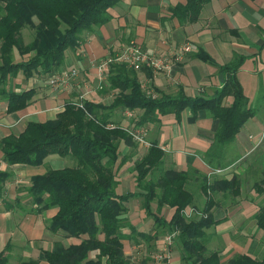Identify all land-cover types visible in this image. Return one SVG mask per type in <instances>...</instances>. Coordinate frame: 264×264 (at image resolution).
Listing matches in <instances>:
<instances>
[{
    "label": "crops",
    "instance_id": "obj_1",
    "mask_svg": "<svg viewBox=\"0 0 264 264\" xmlns=\"http://www.w3.org/2000/svg\"><path fill=\"white\" fill-rule=\"evenodd\" d=\"M186 3L187 0H121L110 10L109 23L84 33L81 47L66 52L65 65L60 71L78 72L69 90L53 92L48 87V77L39 75L30 80L22 73L11 78L9 90L35 89L36 95L26 109L16 113L7 112L6 100L0 102V142L10 135H19L31 122L55 119L68 102L86 100L111 105L117 91L105 90L109 76H100L97 67L100 61L117 54L131 42L156 57L172 56L186 43L194 47L183 60L171 64L170 75L147 67L138 72L141 85L148 86L157 96H175L183 89L189 96L212 98L223 87L220 66L237 55L244 56L247 60L237 77L255 115L233 141L216 144L219 121L207 111H200L195 117L190 110H185L179 118L173 114L160 116V122L149 124L143 131L147 142L158 144L165 154L160 170L149 179L158 180L163 171L186 172L189 174L186 188L195 198L194 205L187 210L203 211L207 202L213 201L211 213L216 225L206 230L208 251L219 252L223 263L238 254L262 259L264 230L257 228L256 215L264 206V194H258L255 186L264 179V0H213L204 6L196 23H181L173 9ZM201 51L210 55L215 64L198 59L196 55ZM140 115L136 116L135 112L136 119ZM112 120L120 122L122 127H135L134 118L128 119L122 110ZM148 150L149 147L137 142L121 143V157L115 168L118 189L123 190L117 191L119 194L140 192L134 166ZM2 156L0 152V161ZM58 158L49 156L37 167L0 162L1 170L12 173L0 199V253L8 255L9 264L26 260L49 264L45 251H52L58 244L65 248L80 244L79 239L63 231L53 233L49 225L58 209L35 212L38 206L29 194L33 177L65 168ZM127 187L133 190L128 192ZM143 202L141 197L127 202L126 217L139 233L154 235L160 231L154 220L144 215ZM152 208L157 212V202ZM173 214L174 209L165 206L159 217L170 221ZM122 232L128 236L123 240L126 259L137 264L140 253V264H146L153 249L148 251L145 242L136 244L129 227ZM145 248L147 253L143 257ZM97 255L98 252L90 254L91 258ZM103 261L106 264V259ZM172 264H187L178 244L172 251Z\"/></svg>",
    "mask_w": 264,
    "mask_h": 264
},
{
    "label": "trees",
    "instance_id": "obj_2",
    "mask_svg": "<svg viewBox=\"0 0 264 264\" xmlns=\"http://www.w3.org/2000/svg\"><path fill=\"white\" fill-rule=\"evenodd\" d=\"M212 1L187 0L185 5L175 6L174 15L181 23H196L204 6ZM120 2L0 0V102H8L7 112L26 109L36 95L35 89L9 90L11 78L22 73L26 80L36 75L49 79L62 73L60 70L65 65L66 52L81 47L84 33L109 23L110 10ZM26 29L34 34L29 43L24 40ZM15 53L20 57L19 61H16ZM196 57L215 64L204 51ZM246 60V57L237 55L233 61L220 66L223 87L212 98L189 96L180 89L175 96H157L154 99L142 88L138 79L140 70L130 69L126 64H113L109 71V86L105 87L107 91H117L111 105L85 100L84 109H81L71 101L64 105L55 119L45 123L31 122L19 135L2 139L0 162L9 166H41L52 155L71 156L77 161L75 167L49 170L33 177L29 188L33 203L38 206L35 212L58 209L49 229L53 233L63 231L80 240L78 245L65 248L58 244L52 251H45L49 264H104V259L106 264H132L124 252L123 240L128 238L122 232L125 227L131 229V239L136 244L145 242L149 250L154 249L160 232L154 235L139 233L126 217V204L135 197L143 198V209L154 220L158 230L180 232L176 244L187 264H264V258L247 254H238L223 263L219 252L208 251L206 230L216 225L211 213L213 201L209 200L201 211L202 218L186 219L184 211L195 203L194 195L186 188L189 174L169 170L163 171L158 180L149 179L163 163L165 154L158 144L151 143L147 154L135 163L140 192L119 194L115 173L121 157V143L135 144L120 122L112 120L121 110H133L136 116L141 113L138 119L134 118V124L142 130L149 124L160 122V116L173 114L179 118L185 110H190L195 117L200 111H207L219 121L216 144L226 145L233 141L255 115L237 77ZM11 177V172L0 169V199ZM205 190L207 192V186ZM255 190L260 195L264 194V179L255 186ZM154 202L158 205L157 212L152 208ZM165 206L174 209L170 221L159 217ZM256 219L257 228L264 230V206ZM101 235H104L103 240ZM92 252H98V255L91 258ZM0 264H9V257L4 252L0 253ZM18 264L38 262L26 260Z\"/></svg>",
    "mask_w": 264,
    "mask_h": 264
},
{
    "label": "built area",
    "instance_id": "obj_3",
    "mask_svg": "<svg viewBox=\"0 0 264 264\" xmlns=\"http://www.w3.org/2000/svg\"><path fill=\"white\" fill-rule=\"evenodd\" d=\"M194 51L193 45L186 43L180 49L175 51L172 56L168 57H156L148 52L144 51L142 47L136 42H131L125 46L121 51L113 56H109L102 60L98 64V71L100 76L107 78L109 71L113 64H126L128 68L133 70H141L143 67L152 69L156 73H165L170 75L172 72L171 64L173 62H179L184 59V56ZM78 72L72 70L70 72H62L52 75L48 79V87L53 91L69 90L76 78ZM142 88L148 96L156 98L157 94L149 89L148 86L142 85ZM78 108L84 109L83 101L75 102ZM124 116L128 119L135 118V112L133 110H125ZM114 127V126H110ZM130 136L139 144L150 147L151 144L146 140V134L142 129L131 127H124ZM184 215L188 220L200 219L203 217V213L197 209L191 208L184 211ZM180 232L178 230L169 231L157 241V249L155 253L149 256V260L146 264H172V251L176 240L178 239ZM140 256V253H139ZM137 257V264H140V257Z\"/></svg>",
    "mask_w": 264,
    "mask_h": 264
},
{
    "label": "rangeland",
    "instance_id": "obj_4",
    "mask_svg": "<svg viewBox=\"0 0 264 264\" xmlns=\"http://www.w3.org/2000/svg\"><path fill=\"white\" fill-rule=\"evenodd\" d=\"M23 35H24V40H25V42L26 43H29V42H31L32 40H33V37H34V34L32 33V31L31 30H29V29H26V30H24V32H23ZM14 57L16 58V54H14ZM136 142V141H135ZM57 158H58V156H57ZM59 159V164L61 165V166H63V167H65V168H67V167H75L76 166V160L75 159H73V157L72 158H58ZM71 161H73V163L71 162ZM59 165V166H60ZM150 178V177H149ZM129 187H127V189H128ZM131 190H133V187H131V189H128V192L129 191H131ZM117 191L119 192V193H121V192H123V190H121V188H119L118 189V187H117ZM154 210V209H153ZM143 213H144V215H146L149 219H150V216H148L146 213H145V211H144V209H143ZM147 218V221H149V219ZM162 228H160L159 229V231H160V237L158 238V239H160L162 236H164V234L165 233H167L168 231H166V230H164V229H162ZM157 239V240H158ZM176 245V243L174 244V246ZM156 249H157V246L153 249V250H151L152 251V254L153 253H155V251H156ZM173 249H174V247H173ZM210 250H211V248H209ZM144 250V249H143ZM148 251H149V249H148ZM150 251V252H151ZM142 253H143V251H142ZM147 253V249L145 248V252H144V254H143V257H144V255ZM150 256V255H149ZM148 256V257H149Z\"/></svg>",
    "mask_w": 264,
    "mask_h": 264
}]
</instances>
